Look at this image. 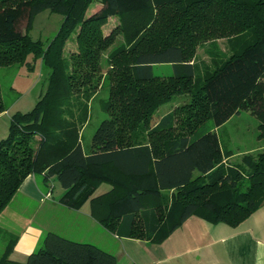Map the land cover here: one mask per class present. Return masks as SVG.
Wrapping results in <instances>:
<instances>
[{
    "label": "trees",
    "instance_id": "1",
    "mask_svg": "<svg viewBox=\"0 0 264 264\" xmlns=\"http://www.w3.org/2000/svg\"><path fill=\"white\" fill-rule=\"evenodd\" d=\"M92 1L0 0V66L30 68L31 55L50 68L46 90L29 111L11 115L0 139V213L28 174L44 172L64 189L59 202L80 208L89 201L92 217L119 237L160 242L193 215L237 226L264 204V146L225 162L231 152L215 127L247 110L264 136V0H99L85 16ZM45 9L63 15L46 46L29 35ZM110 16L117 24L104 33ZM247 30L244 44L197 73L200 43ZM119 34L102 71V54ZM157 63H170L173 72L154 74ZM105 84L100 106L107 117L85 150L89 102ZM181 94L187 100L151 125L154 110ZM6 109L0 100V113ZM101 182L111 187L93 195ZM15 242L8 240L0 264H117L113 253L56 232L24 261L9 257Z\"/></svg>",
    "mask_w": 264,
    "mask_h": 264
},
{
    "label": "crops",
    "instance_id": "2",
    "mask_svg": "<svg viewBox=\"0 0 264 264\" xmlns=\"http://www.w3.org/2000/svg\"><path fill=\"white\" fill-rule=\"evenodd\" d=\"M85 150H89V145ZM44 177V172L28 174L0 213V220H5L0 221L3 236L0 256L8 240L15 236L9 257L22 261L13 255L25 257L37 250L45 234L51 231L72 240L93 243L113 253L117 264H264V204L237 226L189 216L165 239L151 242L109 232L90 214L89 201L80 208L65 206L59 202L64 189L57 197L53 196L55 177L47 181ZM100 185L93 195L111 187L108 184L107 188L99 189Z\"/></svg>",
    "mask_w": 264,
    "mask_h": 264
},
{
    "label": "rangeland",
    "instance_id": "3",
    "mask_svg": "<svg viewBox=\"0 0 264 264\" xmlns=\"http://www.w3.org/2000/svg\"><path fill=\"white\" fill-rule=\"evenodd\" d=\"M99 3V0H93L87 7L85 16L89 15ZM62 19V14L52 12L49 9L36 13L29 29L30 37L33 40L39 39L46 46L58 31ZM117 21V18L108 19L102 26L103 32L108 33L117 24ZM25 24L26 20L23 19L20 23L22 29ZM76 30L77 28L66 39L63 53L66 59H68L69 53L76 48ZM251 36L252 32L247 30L243 34L234 37H219L200 43L196 48L194 57L197 73L201 74L205 69H212L216 63H220L232 52L233 47H240ZM121 42L122 36L119 34L115 41L103 52L101 59L102 71L107 68L106 55ZM27 60L31 62L30 68L26 64L18 63L0 66V100L7 106V109L0 113V139L8 133L11 115L16 111H29L46 90L50 68L44 64L41 58L33 60L29 55ZM153 72L157 75H168L173 72V68L170 63H157L153 65ZM262 80L264 81V77ZM107 95L108 85L105 84L89 102V120L81 130L85 149L90 145L92 135L101 120L107 117V113L100 106V99ZM187 98L186 94H181L159 105L151 116V125L156 123L163 113L174 108L175 105L185 102ZM259 123L258 117L250 111L242 110L215 127L224 152H231L226 159L224 158L225 162L229 161V163L236 164L241 161L244 154L256 155L262 149L264 136H260ZM54 180L56 187L53 189V196L57 197L62 192V186L56 178ZM100 184L99 189L109 186L107 182H101ZM0 221L4 223L5 220ZM0 228L2 229V227ZM2 240L3 236L0 233V243ZM26 257L13 255V258L22 261L26 260Z\"/></svg>",
    "mask_w": 264,
    "mask_h": 264
}]
</instances>
